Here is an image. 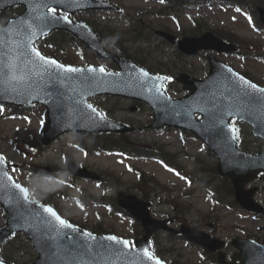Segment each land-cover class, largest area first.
<instances>
[{"label":"rangeland","instance_id":"374dc122","mask_svg":"<svg viewBox=\"0 0 264 264\" xmlns=\"http://www.w3.org/2000/svg\"><path fill=\"white\" fill-rule=\"evenodd\" d=\"M118 1H122L123 5L129 8L132 7L131 14H128V17L136 20L143 19L146 27L159 28V22L163 20L167 23L166 26L175 32L178 30L179 24L181 27H191V18L196 17L205 24L203 32L207 30L218 32L222 29H232L237 34L254 40L253 49L260 52L264 50V31L263 33H256L248 25L247 17L244 14L233 7L219 4L222 0H215L216 3L212 6H201L197 3L182 5L174 14L178 18L173 20L168 18V21L164 20L165 18L150 15L154 9L161 7L162 1L160 2V0ZM17 12L12 9L3 12V21ZM119 17L121 16L119 15ZM72 18L75 20L81 18L93 23L95 27H99L98 29L101 30L105 42H109V46L112 48L111 43L114 39L111 36L113 34L103 29L107 23L112 32H118L122 36L126 45L129 46L128 51L132 52V55L137 58L139 55H143L145 63L149 66L161 67L165 71H171L174 76L181 71H186L197 78H202L207 73L206 55L209 52H202L194 57L181 56L176 46L161 44L154 40L155 38L151 39L153 40L151 43L149 41L146 42L145 38L150 39L147 31L143 33L145 38L136 42L134 35H131V29L128 28V21L124 18H121L120 21L117 20V14L115 13L103 11L79 12L74 14ZM135 29L136 31L139 29L136 22ZM71 48L70 45L67 48L69 53H73ZM72 55L75 63L79 64L77 56ZM218 57L233 65L239 71L250 73L249 76L252 79L264 85V59L250 57L245 59L237 55H218ZM88 58L95 61L90 54H88ZM111 66L110 69L115 68L113 65ZM168 85L169 90L167 91L172 96L185 94L182 85L176 81H171ZM93 103L106 109L107 116L123 122L129 121L134 125H144L152 119V111L147 106L141 107L138 112H130V101L127 99L101 97L94 99ZM10 113L11 109L9 107L0 106V153L7 158L8 162L16 164V167H12L10 172L17 180L25 184L30 191H32L30 185L35 184L34 181L37 177L48 178L47 185L40 187L41 190L48 191V195L52 194L59 205L64 207V212L75 219H81L83 215H86L90 224L100 221L103 225H112L115 229V234L120 236L127 232V227L131 223L130 217L112 214L106 206H95L92 202H89L86 208H77L74 199L83 189L97 195L107 194L112 196L115 194L116 189L111 184H115L117 180L111 177L107 180V184L98 185L95 181L72 177L65 169L67 159H72L79 166L85 165L96 167L103 171H112L115 175L122 178L123 186L132 193H139V188L135 185L138 180L137 174L130 170L131 166L136 165L145 169L149 174L155 175L161 183L168 187L165 190L158 189L150 192L153 203L151 210L155 217L174 216L177 214L175 212L177 209L184 212L187 210V213L185 212V216H183L185 222L201 230L218 235L225 240L235 236L246 237L247 234H251L252 236H257L261 242H264V216L254 215L242 209L225 207L224 205L213 209L209 201V192L206 189L195 183L188 186L186 179L166 169L159 160H129L112 153L96 154L91 144L96 141L102 143L104 137L101 134L90 135L85 138L84 136H77L73 132L65 133L55 142L45 147V149L39 151L38 147L35 146L34 148V142L40 140L45 123L43 109L39 106L29 111L24 110L15 117H12ZM246 133V127H243L244 139L251 141V144L248 143L249 148L252 150L258 149L256 146L257 141L252 143V138L247 136ZM127 137L143 146H151L155 149L162 147L165 150L162 154L166 158L175 159L177 157L181 165L193 172L192 176L195 179H208L203 171L207 169L208 164L211 167L215 165L214 157L207 149H204V145L199 140L176 130L144 129ZM76 141L87 145L90 143L89 147L92 150L89 154L77 149L73 145ZM23 164H26L27 170L30 168L31 171H21L20 165L22 166ZM46 166L51 167V169L56 167L57 170L61 171L51 175L48 173L51 170L47 171ZM195 172H197L196 175H194ZM209 177L214 183L219 182L212 171H210ZM254 184L260 187L256 194V199L264 205V174ZM41 193L43 192L41 191ZM177 205L178 208L175 207ZM4 223L5 214L0 207V226H3ZM210 225H212L211 228L209 227ZM156 239L160 241L159 248L178 250V253H180L179 259L183 261L191 260L193 264H204L203 262L200 263L203 254L201 248L189 246L183 241L172 239L164 232H158ZM1 253L9 255L18 264H31L36 256L30 242L23 234H18L11 238L2 247ZM173 254L175 253L173 252ZM160 255L165 260H169V255Z\"/></svg>","mask_w":264,"mask_h":264},{"label":"water","instance_id":"95a60500","mask_svg":"<svg viewBox=\"0 0 264 264\" xmlns=\"http://www.w3.org/2000/svg\"><path fill=\"white\" fill-rule=\"evenodd\" d=\"M39 3L40 0H0V9L14 4L25 7L20 15L10 20L5 26L0 27V39L7 40L9 43L19 41L28 32L29 27L39 33V28L36 27L39 25L38 18L47 13L46 9L38 7ZM53 6L68 12L84 8L114 7L113 4L101 0H61L59 4ZM258 11L260 19L264 23V8L258 7ZM22 21L24 24L21 23ZM57 26L72 29L79 39L85 41L101 54L104 53L99 37L88 25L81 22L78 24L61 22ZM158 33L171 42L174 41L172 35L162 31H158ZM38 35L33 37L34 42ZM179 48L186 54H195L200 49L228 51L232 50L233 46L224 43L210 32H206L199 37H184L179 41ZM105 55L115 59L120 68L118 72L106 71L108 74H104L97 71L88 73L86 70L90 65L84 68L75 67L85 71L75 74L61 73L66 79L57 81L56 85L53 86L55 93L63 94L65 113L68 116H71V108L69 107L71 100L78 98L77 94L81 91L80 79L82 75L93 77L90 85L87 86L91 95L85 94L86 102L88 98L101 94L122 95L144 101L154 111V121L149 127H178L196 134L218 158L217 173L230 178L236 201L249 210L264 213V208L253 199L256 187L246 188V184L252 181L257 173L264 171V150L257 155L239 150L236 146L237 139L233 140L236 133L230 130V126L233 127L230 124V118H236L249 123L254 135L261 137L264 141V105L249 107L241 102L235 93L224 91L226 85L242 84L239 77H243L251 83L254 82L232 67L209 57L211 70L208 77L205 80H198L190 75L180 74L177 80L181 81L190 93L182 98H172L163 91L162 85L165 78L152 75L135 63L119 56L107 53ZM100 67L93 68L99 69ZM213 67H216V71H212ZM39 79V77H33V80ZM27 87L28 82L9 81L5 84L0 81V89H9L7 93L0 94V103L28 105L33 102H40L45 104L49 113V120L43 135V142L46 144L67 131L126 132L134 129L109 121L104 117L103 119L97 117L94 124L85 122L79 127H67L61 124V116L64 113L59 109V101L56 96L47 95L44 92L29 93L26 91ZM258 88L262 87L258 86ZM256 94L260 95L259 93ZM228 105L232 106V115L223 116L222 122L220 120L213 121L212 114L219 115L221 110H227ZM197 114L200 116V120L196 118ZM67 165L68 169L75 174L100 179L93 172L84 168H77L71 161ZM5 183L8 184V187L4 189L3 195H0V204L7 212V223L6 227L0 228V244L13 232H24L29 235L39 255L34 264H156V261L165 264L157 257L153 256L154 259L149 260L144 255L145 249L151 254L148 241L150 233L159 228H168L166 220L150 217L147 202L141 201L133 195H124L120 191L118 193L119 204L138 217L146 231L143 238L135 240L136 247L132 249L130 244L125 247L121 243L106 239L111 235L96 236L91 234L90 237H85L83 233L88 232L74 224H72L74 226L72 229L59 228L54 217L44 213L42 208H36V205L41 204L35 201H32L34 202L32 204L23 202V194L11 187V184L15 183L13 179L11 182L5 181ZM13 192L20 196L24 204L23 208L17 207L13 201L11 197ZM37 211H39V215H37ZM42 218L51 221V225L42 223ZM182 232L199 242L203 241L202 238L208 239V234L195 229L185 228ZM238 241L235 240L233 243L243 250L245 247L237 243ZM239 256L244 260L243 264H250L249 260L255 258L256 254L252 250L244 249ZM259 262L264 264L263 255L260 256Z\"/></svg>","mask_w":264,"mask_h":264},{"label":"snow or ice","instance_id":"6c2138e0","mask_svg":"<svg viewBox=\"0 0 264 264\" xmlns=\"http://www.w3.org/2000/svg\"><path fill=\"white\" fill-rule=\"evenodd\" d=\"M60 2L61 0H40L38 7L41 9H46L47 13L41 15L38 18L39 25L36 27L39 28V33L29 27L28 32L25 33L19 41L9 43L7 40L0 39V81H3L5 84L9 81L28 82L26 91L29 93L44 92L47 95H55L56 99L59 101V109L62 113H64L61 116L62 125L67 127H79L85 122H91L94 124L96 123L97 117L103 119V114L100 113L92 104L87 103L86 99L84 98L85 94L91 95V92L88 90L87 86L90 85L93 77L90 75H82L80 79V84L82 86L81 91L77 94L78 98L71 100V104L69 105L71 108V116H68L67 113H65V102L62 99L63 94L55 93L53 86L56 85L57 81H64L66 79V77L61 73L75 74L83 73L85 70L63 65L55 59L44 56L35 47L33 41V37H36L38 34L43 35L44 29L49 27L51 24L57 23L60 20H63L65 23H71L67 14L63 16H59L57 14V9L53 5L59 4ZM237 11H239V9H237ZM21 23L24 24L23 21ZM29 65L31 67H28ZM54 69H58L60 71H55ZM86 71L88 73H94L98 71L100 73L108 74L106 73V70L103 66H101L99 69H95L90 66ZM145 75L147 74L145 73ZM33 77H39L40 79L33 80ZM239 80L242 82V84L226 85L224 91L235 93L241 102L245 103L249 107L254 105H264V88H258L256 84L245 80L243 77H239ZM8 91V88L0 89V94L7 93ZM256 93H259L260 95H257ZM225 115H232L231 105L227 106V110H221L219 115L213 113L212 119L213 121L220 120L222 122V118ZM230 130L233 133L238 132L235 127L230 126ZM235 139H238V136L234 135L233 140ZM12 179L13 178L8 174L7 158L0 155V195H3L4 189L8 187V184L5 183V181L11 182ZM34 183L39 187H45L48 183V178L37 177ZM11 187L17 190L18 193L23 194V202H28L29 204L34 203L29 200V190L27 188L21 186L18 183L11 184ZM11 197L17 207H24L20 196L17 195L16 192H13ZM36 208H42L44 213L54 217L55 221L59 225V228L72 229L74 227L68 221L60 217L51 206L36 205ZM37 215H39V211H37ZM42 223L51 225V221L44 220L43 218ZM83 236L90 237L91 234L83 233ZM72 239H75V237H72ZM106 239L121 243L125 247H128L130 244L129 241L118 240V238L115 236H109ZM144 255L149 260L154 259L147 249L144 250ZM0 264H4V262L0 261ZM156 264H160V262L156 261Z\"/></svg>","mask_w":264,"mask_h":264},{"label":"trees","instance_id":"16d2710c","mask_svg":"<svg viewBox=\"0 0 264 264\" xmlns=\"http://www.w3.org/2000/svg\"><path fill=\"white\" fill-rule=\"evenodd\" d=\"M233 2L237 5H242L243 3H246L248 6L251 5L252 7H256L257 5L264 6V0H233ZM252 11H253V13H252L253 17L255 18V20H257L256 11L254 9ZM255 20L253 22L254 24H255ZM196 32H197L196 29H194V31H191V33H193V34H196ZM228 35H229L228 38L236 37V35H234V33H232V32H229ZM228 38H226V39H228ZM108 146L109 147L114 146L115 150H117L119 152H125L127 154L134 153V154H137V155L143 156V157L153 156L152 153L154 152L152 149L142 147V146H133L132 145V147H130V146L125 147V146L117 144V142L115 140L111 141V145L109 144ZM98 148L102 149L105 147L102 145H98ZM176 167L179 168L178 166H176ZM139 172H140L139 184H149L153 188H160V189L166 188V186L161 184L154 176L147 175L143 170H139ZM198 184H199V186H204L205 183L202 180H199ZM218 184H220L221 189L219 191L218 188L215 187L214 193H219V197H217V194H216V196L213 198L214 204L221 203L224 200V198H226L227 200H231V204L234 205V201L232 199V190H231V187H230L228 180L222 179L219 181ZM220 196H223V197L220 198ZM84 197L85 196H82V199ZM144 197L146 198L145 195H144ZM101 199L102 198H100V199L93 198V201L97 203L98 201L100 202ZM46 200H49V198L47 197ZM82 223L85 224L86 222L83 220ZM95 226L100 227V225H97V224H95L94 227ZM83 227H85V225H83ZM95 229H96V232L99 231L98 228H95Z\"/></svg>","mask_w":264,"mask_h":264},{"label":"flooded vegetation","instance_id":"af4514ba","mask_svg":"<svg viewBox=\"0 0 264 264\" xmlns=\"http://www.w3.org/2000/svg\"><path fill=\"white\" fill-rule=\"evenodd\" d=\"M137 106V109L139 108L138 105ZM223 251L226 253V259L228 261L231 260L233 254L235 253V250L229 246L228 244H226L223 248ZM174 253L176 254L177 257L180 256V253H178V250H174ZM203 253H204V257L201 259L200 262H203L204 264H220L218 262V259H217V253L216 252H213V253H206L205 250H203ZM189 262H191V260H187ZM183 260L181 259H174V264H183ZM240 261H238L236 264H239Z\"/></svg>","mask_w":264,"mask_h":264},{"label":"clouds","instance_id":"9594fccd","mask_svg":"<svg viewBox=\"0 0 264 264\" xmlns=\"http://www.w3.org/2000/svg\"><path fill=\"white\" fill-rule=\"evenodd\" d=\"M31 189L33 192H35L36 194H40L41 193V188L39 186H37L36 184H32L30 185Z\"/></svg>","mask_w":264,"mask_h":264}]
</instances>
